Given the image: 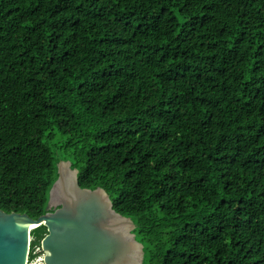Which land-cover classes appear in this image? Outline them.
I'll list each match as a JSON object with an SVG mask.
<instances>
[{
	"label": "trees",
	"instance_id": "trees-1",
	"mask_svg": "<svg viewBox=\"0 0 264 264\" xmlns=\"http://www.w3.org/2000/svg\"><path fill=\"white\" fill-rule=\"evenodd\" d=\"M59 161L142 264H264V0H0V209Z\"/></svg>",
	"mask_w": 264,
	"mask_h": 264
},
{
	"label": "water",
	"instance_id": "water-1",
	"mask_svg": "<svg viewBox=\"0 0 264 264\" xmlns=\"http://www.w3.org/2000/svg\"><path fill=\"white\" fill-rule=\"evenodd\" d=\"M47 210L32 218L0 209V264H27L34 225L46 228L43 264H142L133 222L113 209L103 188L80 187L68 161L57 163Z\"/></svg>",
	"mask_w": 264,
	"mask_h": 264
},
{
	"label": "built area",
	"instance_id": "built-area-1",
	"mask_svg": "<svg viewBox=\"0 0 264 264\" xmlns=\"http://www.w3.org/2000/svg\"><path fill=\"white\" fill-rule=\"evenodd\" d=\"M27 264H43L41 247L39 244H34L33 246H31V237H30Z\"/></svg>",
	"mask_w": 264,
	"mask_h": 264
},
{
	"label": "rangeland",
	"instance_id": "rangeland-1",
	"mask_svg": "<svg viewBox=\"0 0 264 264\" xmlns=\"http://www.w3.org/2000/svg\"><path fill=\"white\" fill-rule=\"evenodd\" d=\"M30 237L32 238V244H35L40 241L41 234H36L35 231L33 230L32 233L30 234Z\"/></svg>",
	"mask_w": 264,
	"mask_h": 264
},
{
	"label": "flooded vegetation",
	"instance_id": "flooded-vegetation-1",
	"mask_svg": "<svg viewBox=\"0 0 264 264\" xmlns=\"http://www.w3.org/2000/svg\"><path fill=\"white\" fill-rule=\"evenodd\" d=\"M28 253H29V251H28ZM30 257V256H29Z\"/></svg>",
	"mask_w": 264,
	"mask_h": 264
},
{
	"label": "bare ground",
	"instance_id": "bare-ground-1",
	"mask_svg": "<svg viewBox=\"0 0 264 264\" xmlns=\"http://www.w3.org/2000/svg\"><path fill=\"white\" fill-rule=\"evenodd\" d=\"M35 226V225H34Z\"/></svg>",
	"mask_w": 264,
	"mask_h": 264
}]
</instances>
